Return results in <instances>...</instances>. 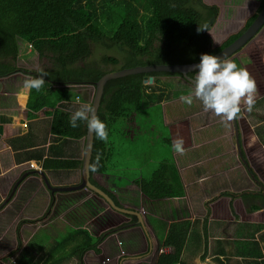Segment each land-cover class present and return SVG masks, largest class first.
I'll list each match as a JSON object with an SVG mask.
<instances>
[{
    "label": "trees",
    "instance_id": "16d2710c",
    "mask_svg": "<svg viewBox=\"0 0 264 264\" xmlns=\"http://www.w3.org/2000/svg\"><path fill=\"white\" fill-rule=\"evenodd\" d=\"M257 1L258 12L264 0ZM218 13L217 6L206 5L203 0H0V79L17 73L33 78L40 74L38 71L16 65L20 51L18 42L29 46L39 59L48 60L47 64L51 68L44 69L45 84L40 91L25 92L27 115L33 117L43 112L51 116L50 134L64 142L84 139L85 122L78 121L79 126L75 129L69 126L71 114L81 103L75 100L79 99L78 90L89 86L94 89V83L104 74L120 69L199 62L201 54L213 55L232 43L257 14L247 20L240 32L228 37L220 46L212 48V38L208 31L214 26ZM205 25L206 29L198 31V28ZM93 46L117 52L120 58L104 54L100 59L91 61ZM253 53L258 54L256 58ZM257 59L264 67V42L254 38L229 60L235 61L238 67L245 69L248 65L252 66L253 61ZM78 63L80 65H77ZM102 66H110L112 69L107 70ZM162 76H176L185 81L179 74L149 73L110 80L104 86L97 117L105 123L108 139L102 142L95 136L93 138L89 182L108 195L120 208L122 206L115 196L93 177H103L110 173L107 165L113 155L109 140L114 134L112 126L118 122L124 125L127 119L132 117L131 114L147 111L148 106L160 104L171 95L164 82L158 80V77ZM188 76L194 77L195 72L189 73ZM149 77H152V83L144 84V79L148 82ZM259 86L260 84H256L255 99L258 97L256 92L261 90ZM173 88L171 87V90ZM174 91L188 94L176 87ZM243 103L242 99L241 104ZM73 106L75 110H72ZM170 130L171 134L164 138L163 142L174 152L172 145L177 138H181L185 149L190 143L186 122L172 125ZM98 156L99 163L96 164ZM80 166L81 160L73 157L41 161V167L46 170H80ZM93 167L94 171L91 170ZM170 169V162L164 161L149 178L134 181L133 185L141 194L152 200L182 195L181 191H176L171 186ZM50 208L51 205L48 206V209ZM129 217L131 222L107 230L98 237H91L84 229L78 228L67 237L61 238L55 248L63 249L65 244L71 243L73 239L77 240L70 249L71 254L67 253L68 260H75V264H84L83 255L87 251L99 254L97 247L108 236L137 221L134 216ZM188 226V222L173 223L169 226L162 245L172 247L173 252L160 254L155 264L178 263ZM16 251L9 253L8 257L13 256ZM19 255L20 262L14 264H36L32 254L22 251ZM63 259L61 257V261ZM46 261L48 262V258ZM61 261L59 256L57 263ZM42 263L46 264L44 260L38 264Z\"/></svg>",
    "mask_w": 264,
    "mask_h": 264
},
{
    "label": "crops",
    "instance_id": "0c3cea01",
    "mask_svg": "<svg viewBox=\"0 0 264 264\" xmlns=\"http://www.w3.org/2000/svg\"><path fill=\"white\" fill-rule=\"evenodd\" d=\"M241 1L251 4L252 12L257 13V0ZM203 3L218 7L217 23L224 13L221 1L203 0ZM25 92L22 91L21 100L16 93L10 94L16 98L9 99L6 105L0 99V185L4 188H0V195L10 196L12 201L8 202L12 204L17 197L23 199L27 196L29 191L26 186L35 180V187L30 189L33 197L37 191L45 199L36 214L38 216L33 217L42 216L38 221H49L51 218L63 220L71 216L73 220L65 224L71 226L72 231L84 229L91 237H98L107 230L131 222L129 216L134 215L123 216L114 212L103 199L93 194L96 203L104 205L98 216L110 212L113 218L107 226L99 228L100 223L92 225L84 215L87 208L92 209V202L80 195L86 192L91 196V192L81 190L52 194L47 190L37 174L43 169L41 161L71 157L81 160L84 139L64 142L51 135V116L43 112L33 117L27 115ZM75 100L80 102L78 98ZM184 117L178 122L165 123L168 122L171 127L186 122L190 133L189 145L182 154L171 151L168 158L160 162H170L171 186L181 191L182 195L156 200L145 197L133 185L134 181L145 179L140 169L132 181L110 174L112 172L103 177L94 175L96 182L115 196L121 208L139 211L142 225L135 221L108 236L98 245L99 254L89 250L83 255L84 264H91V260L89 263L86 261L88 254L96 259L98 256V264H155L160 254L173 252L172 247H165L162 243L169 226L179 222H188L189 226L177 264H264V116L260 117L259 110L255 108L251 111L243 108L236 118L244 162L240 161L234 149V126L231 121L222 117L215 119L212 112L206 114L203 108ZM125 133L131 135L130 132ZM147 162L151 159L148 158ZM29 166L35 168L29 169ZM42 173L55 187L75 185L80 176L78 169H43ZM77 193L81 199L72 207L55 211L57 195L72 198ZM27 201L28 197L23 204ZM109 237L117 239L113 252L103 248ZM74 245L72 243L68 249Z\"/></svg>",
    "mask_w": 264,
    "mask_h": 264
},
{
    "label": "rangeland",
    "instance_id": "374dc122",
    "mask_svg": "<svg viewBox=\"0 0 264 264\" xmlns=\"http://www.w3.org/2000/svg\"><path fill=\"white\" fill-rule=\"evenodd\" d=\"M220 1V4L224 6V8H222L224 13L214 25L210 33L216 46H220L228 39V37L240 32L243 28V23L255 14V11L252 12L251 4L247 2L241 0ZM255 38L264 42V27L259 31ZM18 44L20 51L16 61L17 66L34 71H38V69L44 70L50 67V65L47 64L49 61L43 58L39 59L35 52L32 53L29 46H26L21 41H19ZM92 49L93 54L90 58L91 61L100 59L104 54L115 56L118 59L120 58L117 52L106 51L99 46H93ZM252 55L256 58L258 54L253 53ZM253 63L252 66L248 65L249 67L247 66L245 69L254 79L255 84H260L259 89L261 90L256 92L258 97L257 99L254 97L255 103L253 108L259 110L260 117H262L264 116V108H262V106H264V95L261 96L260 94L264 90V67L261 66L259 59L254 60ZM77 65L80 64L78 63ZM97 66L100 67L101 64H97ZM102 68H104V66H102ZM106 68L107 70L112 69L110 66ZM27 78L26 75L17 73L8 78L0 79V99L3 105L9 103V99L16 98L12 95L10 96L12 93H16L18 99H23L21 98V93L23 91L22 85ZM158 80L161 83L164 82L171 95L160 104L148 106L147 111L143 110L145 113L138 112L137 114H131L130 116L132 117L128 118L124 125L122 122H118L112 126V132L114 134L110 136L109 140L111 148H113V155L109 158V165H107L108 171L112 172L110 174H117L119 177L132 181L136 178L140 169L143 177L145 179L149 178L151 173L158 168L162 159L164 158L165 160L168 158L169 154H171L170 148H168L167 144L163 142V139L171 134L170 124H168V122H178L184 119L186 114H191L195 112L196 109L203 108L201 102L195 98H193V103L190 106L180 100L181 96L186 95H183L182 93H180V95L177 91H174V88L176 87L178 90H184V93L189 94L191 86L179 77L162 76L158 77ZM146 84H148V82ZM170 84L172 85V88L174 85L172 90ZM93 91L94 89L90 86L81 88L77 91L81 102V105H78L77 108L91 104ZM74 107L75 106L72 107V110H75ZM243 108H247L245 103L241 104V109ZM207 113L208 112H206V114ZM213 116L215 119H221L220 116H217L214 113ZM165 121L168 122L165 123ZM195 126L196 125H194V127ZM125 132H130L131 135ZM148 158L151 159V162H147ZM260 163L261 161H259V164ZM32 181L34 183H28L26 186V190L29 191V193L25 196L26 198L28 197V201L24 203L25 206L23 204V201L26 200L25 197V199L17 197L16 200L10 204V202H8L10 196H7L6 198V195H0L1 199L5 198L4 200L0 199V205L6 201V204L0 207V264H12V259L15 263L17 261L20 262L19 253H22V251H26L30 255L32 254V256L35 257L34 261H38L36 264L41 263L43 260L46 264L48 262L50 264L52 262L55 264H75L74 260H68L69 257L67 256L68 254H71V250L68 249V246L72 243H77L74 239L71 243L65 244L63 249L60 247L59 249L55 248L56 243L60 242L61 238L67 237L72 233L73 229L66 224L73 219L71 216H68L63 220H53L51 218L49 219L51 222H49L44 219L38 221L42 216L34 218L33 216L40 212L45 197L43 194L38 195L37 191L33 197L31 190L35 187L36 181ZM29 184H31L30 188L28 187ZM0 188L3 187L0 185ZM2 190H4V188ZM83 193L85 195L77 193L76 196L72 198L65 197V195H57L55 211L59 212L62 209L65 210L72 207L73 204L81 199L80 196H82L83 199H88L89 202H92L90 204L92 209L87 208V211L84 212V215L87 216L86 221H90V224L92 225H94V223H100L99 228L101 225L107 226V223L113 221L110 212L98 216L100 211L103 210L102 206L104 205L101 202L96 203V197H94L93 194V196H90L86 192ZM27 205H29V207L26 208ZM31 221L33 222L31 223ZM80 221H82V218H80ZM18 245H20V247H18ZM116 246L117 239L109 237L103 248L104 250L107 249L106 251L113 252V249L116 248ZM14 250L16 252L13 256L11 255V257H8V254ZM59 256L60 261L61 257L64 259L60 263H57ZM46 258H48V262L46 261ZM93 258L88 254L86 258L87 263L91 260V264H98V256L97 259Z\"/></svg>",
    "mask_w": 264,
    "mask_h": 264
},
{
    "label": "clouds",
    "instance_id": "9594fccd",
    "mask_svg": "<svg viewBox=\"0 0 264 264\" xmlns=\"http://www.w3.org/2000/svg\"><path fill=\"white\" fill-rule=\"evenodd\" d=\"M206 25L200 29H206ZM40 73L35 78L28 77L23 85V90L31 92L40 91L45 81L44 70L38 69ZM195 76L190 78L191 90L186 96H181L180 100L191 105L193 98L199 100L206 112H212L222 117L226 121H232L241 113V101L243 99L247 110L251 111L254 101L256 84L249 72L233 60L222 59L212 54H201L199 63L194 66ZM78 121L85 122L88 132L93 134L98 140L106 142L108 132L105 123L94 114V109L90 105H84L75 110L70 117L69 126L77 128ZM184 141L177 138L173 145V151L183 153ZM99 163V156L96 158ZM91 170H95L93 167Z\"/></svg>",
    "mask_w": 264,
    "mask_h": 264
},
{
    "label": "water",
    "instance_id": "95a60500",
    "mask_svg": "<svg viewBox=\"0 0 264 264\" xmlns=\"http://www.w3.org/2000/svg\"><path fill=\"white\" fill-rule=\"evenodd\" d=\"M263 27H264V4L262 8L260 9V11L257 12L251 24L245 29V31L241 33L239 37L236 38L232 43H230L229 45L224 47L222 50H220L219 52L213 55L218 56L222 59H230L237 52H239L241 49L247 46L249 42H251L257 36L259 31ZM212 28L208 31V35H210ZM215 47L217 46L214 44V41L212 39V48H215ZM198 63L199 62L190 63V64H176V65L136 66L132 68H125V69H120L114 72L106 73L96 83H94V91H93V96L91 100V106L94 109V114L97 116L98 109L100 107L101 98L103 95L104 86L106 82L110 80H114V79H118V78H122L126 76L137 75V74L174 73V74L181 75L182 78H184L185 82H187L190 85V77L188 76V74L191 72H194V66ZM143 82L144 84L147 83L145 79ZM151 83H152V77H149L148 84H151ZM231 123L234 126L233 136H234L235 150L240 160L244 162L243 158L241 157V152H240L241 149H240V144L238 140L236 118L232 120ZM93 138H94V135L89 133L86 127V133L84 136V147H83L82 156H81V166L79 170L80 176H79V181L77 184L70 185V186L55 187V186H51L48 183L46 177L44 176L42 172L37 171V174L39 175L40 179L45 184L47 190H49L52 194L55 192L65 193V192H76V191H81V190L89 191L92 194L96 195L97 197L103 199L104 202L109 206V208L113 210L114 212L121 214L123 216L125 215L136 216L137 224L142 225V219H141L139 211L123 209V208L116 206L108 195H106L103 191H101L100 189H98L96 186L92 185L89 182V164H90V158H91V152H92ZM5 203L6 201L3 202V204H1L0 207L4 206Z\"/></svg>",
    "mask_w": 264,
    "mask_h": 264
},
{
    "label": "built area",
    "instance_id": "2783aa9c",
    "mask_svg": "<svg viewBox=\"0 0 264 264\" xmlns=\"http://www.w3.org/2000/svg\"><path fill=\"white\" fill-rule=\"evenodd\" d=\"M30 167V166H29ZM35 168V167H34ZM33 167H30L29 169H34ZM15 262L13 261V259H12V264H14Z\"/></svg>",
    "mask_w": 264,
    "mask_h": 264
},
{
    "label": "flooded vegetation",
    "instance_id": "af4514ba",
    "mask_svg": "<svg viewBox=\"0 0 264 264\" xmlns=\"http://www.w3.org/2000/svg\"><path fill=\"white\" fill-rule=\"evenodd\" d=\"M218 47V46H217Z\"/></svg>",
    "mask_w": 264,
    "mask_h": 264
}]
</instances>
